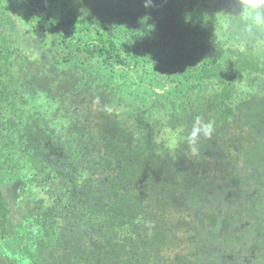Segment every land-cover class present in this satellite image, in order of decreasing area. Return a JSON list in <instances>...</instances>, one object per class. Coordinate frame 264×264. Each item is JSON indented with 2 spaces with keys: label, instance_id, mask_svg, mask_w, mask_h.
Instances as JSON below:
<instances>
[{
  "label": "trees",
  "instance_id": "trees-1",
  "mask_svg": "<svg viewBox=\"0 0 264 264\" xmlns=\"http://www.w3.org/2000/svg\"><path fill=\"white\" fill-rule=\"evenodd\" d=\"M146 2L0 0V264H264V29Z\"/></svg>",
  "mask_w": 264,
  "mask_h": 264
},
{
  "label": "clouds",
  "instance_id": "clouds-1",
  "mask_svg": "<svg viewBox=\"0 0 264 264\" xmlns=\"http://www.w3.org/2000/svg\"><path fill=\"white\" fill-rule=\"evenodd\" d=\"M242 8V13L239 16L245 23L246 26L256 30L264 29V0H238ZM150 6V0H147L145 7ZM165 133L172 135L170 130L164 129ZM214 132V122H205L200 116L195 117L192 123L191 130L185 137L189 150L192 156L198 155V143L201 137L210 138ZM159 138L156 139V143H159ZM169 147H175V138L171 140Z\"/></svg>",
  "mask_w": 264,
  "mask_h": 264
}]
</instances>
